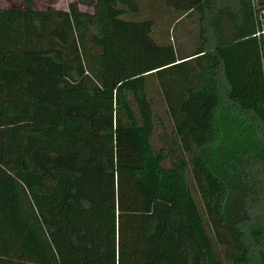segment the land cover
<instances>
[{"label":"trees","instance_id":"obj_1","mask_svg":"<svg viewBox=\"0 0 264 264\" xmlns=\"http://www.w3.org/2000/svg\"><path fill=\"white\" fill-rule=\"evenodd\" d=\"M35 1L0 8V264H264V0Z\"/></svg>","mask_w":264,"mask_h":264},{"label":"rangeland","instance_id":"obj_2","mask_svg":"<svg viewBox=\"0 0 264 264\" xmlns=\"http://www.w3.org/2000/svg\"><path fill=\"white\" fill-rule=\"evenodd\" d=\"M22 0H0V8H10V7H14L15 4H20ZM70 0H56L53 4H48L44 1L41 0H36L35 1V7L37 9H45L47 7H51L53 9H65L66 8V4L69 2ZM80 10L83 11H91L90 7H85V6H79ZM141 18H146L147 16L145 15V13H141L139 15ZM146 16V17H145ZM150 17L152 16L151 14L149 15ZM137 18V17H135ZM160 17H158L159 19ZM163 22L162 19H160V23ZM159 20H158V24L155 23V27L160 25ZM179 29V28H178ZM180 30L183 31L182 27H180ZM179 31V30H178ZM178 31L176 33L177 36H179ZM173 32L174 29L172 31H169V35L173 36ZM180 41H183L182 39H179ZM156 98V96H155ZM153 107L156 113L157 118L159 119V122H161V125L159 124H155V128L151 137V145L154 149H158L161 146V141H162V131H166L168 132V122L166 120V117L164 115V107L162 105V102L157 98L155 99L154 103H153ZM163 164L165 166L168 165L167 161H164Z\"/></svg>","mask_w":264,"mask_h":264},{"label":"built area","instance_id":"obj_3","mask_svg":"<svg viewBox=\"0 0 264 264\" xmlns=\"http://www.w3.org/2000/svg\"><path fill=\"white\" fill-rule=\"evenodd\" d=\"M253 17L255 25L254 37L259 42L261 51L264 54V7H253Z\"/></svg>","mask_w":264,"mask_h":264}]
</instances>
